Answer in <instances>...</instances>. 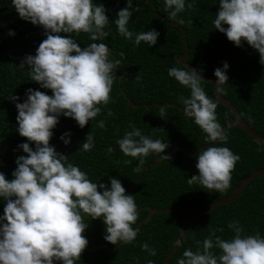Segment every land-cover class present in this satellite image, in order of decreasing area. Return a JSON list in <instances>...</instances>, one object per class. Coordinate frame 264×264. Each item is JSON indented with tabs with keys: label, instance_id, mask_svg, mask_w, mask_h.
<instances>
[{
	"label": "trees",
	"instance_id": "obj_1",
	"mask_svg": "<svg viewBox=\"0 0 264 264\" xmlns=\"http://www.w3.org/2000/svg\"><path fill=\"white\" fill-rule=\"evenodd\" d=\"M93 3L103 5L109 19L105 28L109 36L104 41L95 42L105 43L115 59H121L119 54L124 53L121 64L114 70L116 80L111 92V102L102 107L100 115L89 121L83 129L74 119L61 115L52 129L50 146L67 156L68 162L78 166L94 183H103L110 189V178L118 179L126 194L134 196L137 205L138 220L133 228L147 217V207H185L201 210L219 199L229 197L242 179L264 169L263 149L244 130L235 127L227 131V144L217 145L228 147L240 157L232 172L231 186L226 192H208L198 183L190 185L188 179L199 175L196 168L199 154L188 157L182 152H176L171 160L144 171L142 179L134 186L133 191H130L140 177L141 171H133L138 166V160L121 153L116 141L123 138L132 126L153 140L160 139L167 143L169 146L164 153L167 156L175 147L193 152L211 143H206V134L194 120L175 108H166L165 119L159 116V107L128 110V99L136 104L170 102L184 108L179 98L190 96V89L168 76L170 68L183 67L179 56L185 51L181 30L169 22L178 23L180 19L185 21L180 25L186 29L189 44L187 61L201 76L216 78L214 71L217 68L223 70L224 64H228V81L222 85L223 96L238 109L243 119L263 139L264 65L260 63L259 53L247 42H242L241 47H236L226 35L215 29L213 22L220 10L219 0H186V6L192 3L194 8L178 14L177 21L168 19L164 0H132L130 10L133 15L128 28L134 34L157 31V43L151 47L145 42L136 46L134 37L133 41H129L119 35L114 21L117 13L127 7V0H93ZM156 12L163 14L164 18L158 17ZM10 32L14 35L10 36ZM60 35H71L82 49L94 42L84 33L78 36L64 33ZM45 39V30L22 20L15 11L12 0H0V173L8 180L13 179L12 173L17 167L16 159L26 156L19 145L29 143L17 131L18 111L15 104L25 102L28 89L52 95L50 90L41 88L30 78L27 65L20 67L27 56L36 55L40 43ZM121 77L122 88L128 99L119 88ZM201 86L209 98L212 99L216 95L213 84L204 82ZM12 97H19V100L14 101ZM216 114L222 128L235 119L227 107L218 103ZM100 120L105 122L104 128L97 126ZM65 133H70V136L66 137L70 140L67 145L61 140ZM90 133L94 138V148L90 152H84L80 149ZM30 147L35 150V144L30 143ZM109 148L113 149L111 153L108 152ZM159 157H163V154ZM125 160H132V163L126 165ZM154 161L155 154L149 155L143 168ZM5 206L6 201L0 198V217L4 214ZM85 220L88 227L83 235L88 240L87 247L108 245L114 248L117 245L105 240L106 226L103 218L93 220L86 217ZM233 221H239V225L244 229L243 235L259 233L264 237V176L253 180L235 202L221 205L209 214L191 220L178 251L171 259V264H177L185 249L196 251L214 230L223 228L224 231H217L216 235L222 239H231L234 233L228 228V224ZM183 224L184 215L181 213L154 215L151 221L138 229V235L132 244H124L116 252L104 248L96 252L85 249L76 264H148L149 260L154 264H164L167 254L182 231ZM197 241H200L201 245H198ZM144 243H147L150 249H155L157 254L151 256L142 250L141 245ZM212 251L219 254L218 249L214 248Z\"/></svg>",
	"mask_w": 264,
	"mask_h": 264
},
{
	"label": "clouds",
	"instance_id": "obj_2",
	"mask_svg": "<svg viewBox=\"0 0 264 264\" xmlns=\"http://www.w3.org/2000/svg\"><path fill=\"white\" fill-rule=\"evenodd\" d=\"M12 4L22 20L45 30L46 39L40 43L36 55L27 56L20 67L27 65L30 78L52 95L28 89L25 102L15 104L17 131L29 143L19 145L26 156L16 159L13 179L8 180L0 173V198L6 201L0 217V264H76L88 245L83 235L88 227L86 217L103 218L108 243L132 244L138 235L133 228L138 220L134 196L126 194L118 179L110 178V189L103 183L92 182L84 171L68 162L67 156L50 146L52 129L61 115L74 119L83 129L111 102L114 70L121 64L124 53L119 54L121 59H115L105 43L95 42L109 36L105 31L109 24L106 9L93 0H12ZM164 4L171 21H177L178 14L186 9L194 8L192 3L186 6V0H164ZM130 9L132 0H127V7L117 13L114 23L119 35L129 41L134 37L136 46L141 42L150 47L155 45L157 31L134 34L129 30L133 15ZM219 9L213 22L215 29L236 47L247 42L259 53L264 65V0H219ZM177 22L185 23L183 19ZM61 33L88 34L94 42L82 49L71 35ZM228 67L225 63L223 70L214 71L217 93L224 92L222 85L228 81ZM168 76L190 89L188 98L179 99L185 116L206 134V143L227 144V132L217 120V103L201 86L204 81L197 70L172 67ZM12 99L18 101L19 97ZM159 116L167 117L165 107H160ZM97 126L104 128L105 122L100 120ZM68 136L70 133L61 136L65 145L70 143ZM30 143L35 144V150ZM116 143L121 153L138 160L135 172L142 170L151 154H163V159H169L164 154L167 143L143 135L134 126ZM93 148L90 133L80 150L90 152ZM112 151L108 149L109 153ZM239 159L228 147H207L197 157L199 175L192 176L188 183H198L208 192L224 193L231 186L232 172ZM124 163L131 164L132 160ZM228 228L234 233L231 239L216 235L223 228L214 230L202 245L197 241L201 246L196 251L185 249L177 264H264V237L259 233L243 235L239 221L230 222ZM141 247L151 256L157 254L147 243ZM214 248L219 254L212 251ZM148 264L154 262L149 260Z\"/></svg>",
	"mask_w": 264,
	"mask_h": 264
},
{
	"label": "water",
	"instance_id": "obj_3",
	"mask_svg": "<svg viewBox=\"0 0 264 264\" xmlns=\"http://www.w3.org/2000/svg\"><path fill=\"white\" fill-rule=\"evenodd\" d=\"M157 16L160 18H164L163 14H159L158 12H156ZM171 25L178 27L181 32H182V37L184 40V45H185V51L184 53L179 56V62L180 64H182L183 66H185L188 70L194 69L191 67V65L188 63L187 58L189 57V44H188V39L186 36V29L183 28L180 24L176 23V22H169ZM115 73V71H114ZM197 74L200 75V73L197 71ZM201 76V75H200ZM202 80L205 83H211L216 87H218V85L216 84V80L217 78H211V77H204L201 76ZM119 88L122 92V94L125 96L126 99H128V97L126 96L123 88H122V79L119 78ZM213 102H216L218 104H221L225 107H227L234 115L235 119L229 123L228 125L224 126V131H229L232 128L238 127L242 130H244L247 134H249L259 145L260 147L263 149L264 151V139L262 138V136L254 129L252 128L241 116V114L239 113L238 109L228 100L226 99L223 94L217 93L216 90V95L212 98ZM129 106H128V110H130L131 108H136V109H140V108H146V109H154L157 107H172L175 108L181 112L183 111V107H181L180 105L176 104V103H159V102H155V103H150V104H136L133 101L129 100ZM218 141L217 142H213L212 144H206L203 145L202 147L198 148L197 150L193 151V152H188L186 149L182 148V147H175L171 150L170 154L168 155L169 159L165 160L162 157H159L155 154V161L152 163H149L148 165H146L140 172V177L139 180L135 183L138 184L139 181L142 179V176L144 174V171L148 170L150 167H157L160 166L163 162L165 161H169L173 158V156L175 155L176 152H182L183 154H185L188 157H195L197 156L201 151L205 150L207 147L210 146H217L218 145ZM264 176V169H260L258 171H255L251 174H249L248 176H246L244 179H242V181L237 185V187L234 189L233 193L226 198H222L219 199L213 203H211L210 205H208L207 207H205L204 209L201 210H193V209H171V208H164V209H152V208H145L148 211V215L146 218L142 219L135 227L134 229L138 230L143 224L151 221V219L153 218L154 215H162L165 213H169V214H178L181 213L184 215V224L182 227V231L180 232V234L178 235L177 239L175 240L174 246L172 248V250L167 254L166 256V260L164 264H171V259L173 257V255L178 251L180 244H181V240L183 239V237L185 236L188 228H189V223L191 220L195 219V218H199L202 216H205L207 214H209L210 212H212L214 209H216L217 207L221 206V205H227L230 203H233L237 200V198L242 194V192L244 191V189L255 179H258L260 177ZM133 185L130 188V191H133L134 186ZM123 244V242L118 243L114 248L109 247V246H97L95 248H89L86 247V250L91 251V252H96L102 248L107 249L109 251L112 252H116ZM57 263V262H55Z\"/></svg>",
	"mask_w": 264,
	"mask_h": 264
},
{
	"label": "rangeland",
	"instance_id": "obj_4",
	"mask_svg": "<svg viewBox=\"0 0 264 264\" xmlns=\"http://www.w3.org/2000/svg\"><path fill=\"white\" fill-rule=\"evenodd\" d=\"M133 185H135V183L133 184ZM132 185V186H133ZM130 190V189H129ZM166 208H169V207H166ZM164 209V208H163ZM171 209H174V208H171ZM175 209H185V207H180V208H175ZM187 209V208H186ZM104 246H108V245H104Z\"/></svg>",
	"mask_w": 264,
	"mask_h": 264
}]
</instances>
